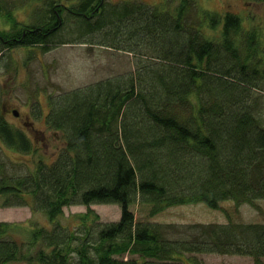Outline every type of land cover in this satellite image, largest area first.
Here are the masks:
<instances>
[{
	"label": "trees",
	"instance_id": "obj_1",
	"mask_svg": "<svg viewBox=\"0 0 264 264\" xmlns=\"http://www.w3.org/2000/svg\"><path fill=\"white\" fill-rule=\"evenodd\" d=\"M35 1L29 20L20 22L17 0H0V23L11 28L0 27V57L21 47L47 52L84 43L132 54L139 67L133 76L51 102L47 125L62 131L66 146L51 162L26 163L28 173L0 177V201L31 205L53 226L0 221V264H187L185 255L194 253L263 264L264 222L237 221L239 206L264 200L263 106L256 95L264 68L260 57L252 62L256 48L239 41H255V32L243 33L233 12L218 32L221 17L201 13L194 0ZM202 16L215 40L205 37ZM15 132L0 127V139L32 153L27 133ZM230 202L234 211L225 206ZM92 204L120 205V219L101 222ZM75 205L88 211L76 215L72 229L59 219Z\"/></svg>",
	"mask_w": 264,
	"mask_h": 264
},
{
	"label": "rangeland",
	"instance_id": "obj_2",
	"mask_svg": "<svg viewBox=\"0 0 264 264\" xmlns=\"http://www.w3.org/2000/svg\"><path fill=\"white\" fill-rule=\"evenodd\" d=\"M8 1L14 2L15 0ZM108 1L114 3L128 0ZM142 1L152 6H167L168 4L177 6L179 3V0ZM194 1L197 2L201 13L207 11L208 14L216 13L221 17L222 21L217 29L218 32L223 27V17L226 12L237 14L242 20L243 33L253 31L256 34L255 41H248L243 37L239 41L244 42L252 49L256 48L257 52L253 57L251 56L252 62L256 63L260 57L258 66L264 68V2L257 3L248 0ZM35 2L32 0L24 3V0H17L13 6L15 18L20 22H27L29 18L26 15L31 11ZM202 19L205 37L209 40H215L212 36L218 33L211 31L206 16H202ZM9 24L10 22L5 23L3 21L0 23V27L11 29ZM221 36L220 33V37H216L215 42H220ZM244 43H242L243 47L245 46ZM138 67L137 58L134 55L96 44H56L47 52L42 51L40 47L29 49L21 47L10 52L5 59L2 55L0 57V108H2L3 102L8 103L10 108L22 114V119H29L33 122L34 127L37 128V133H27L33 145V152L29 154L10 150L0 139V177L3 175L19 176L28 173L29 165L33 168L35 163L41 159L46 162L53 161L66 146L62 131L51 129L47 125L46 117L51 110V102L57 101L58 97L67 92L85 88L101 80L133 76L137 73ZM259 85L262 89L260 92H256V95L263 106L262 119L264 120V80L259 82ZM39 109L41 112H38ZM6 119L13 126L20 124V119L12 114H7ZM24 129L28 130V127L24 126ZM1 203L2 200L0 201V221L26 224L28 228L35 222L46 228L53 226L45 213L34 210L31 205L2 207ZM255 204L239 206L237 221L242 223L264 222V200H257ZM225 206L230 207L232 211L236 207L233 202L225 204ZM90 208L100 216L103 223L116 222L120 219L121 207L118 204H92ZM131 210L135 212L137 205L133 204ZM87 211L88 207L85 205L65 207L64 215L59 220L62 224L73 229L80 223L76 215ZM214 212L210 210L209 216L217 217ZM157 221L164 223V218H159ZM185 222L187 223L177 220L178 224L191 223L190 220ZM22 235L27 237L24 233L19 236L22 238ZM132 257L135 258L136 256ZM184 258L190 259V262L186 261L187 264H197L191 260L204 264H254L253 259L245 255L194 253L186 254ZM122 259H130V255H125ZM262 261L264 264V258Z\"/></svg>",
	"mask_w": 264,
	"mask_h": 264
},
{
	"label": "flooded vegetation",
	"instance_id": "obj_3",
	"mask_svg": "<svg viewBox=\"0 0 264 264\" xmlns=\"http://www.w3.org/2000/svg\"><path fill=\"white\" fill-rule=\"evenodd\" d=\"M14 110L10 108L8 103L2 104V108H0V127L7 131V128L10 130L16 131L15 133H37V128L34 127V124L31 120L22 119V114L19 112L18 115L14 114ZM7 114L14 115L17 119H20V124L13 126L7 119ZM28 118V117H27ZM30 125V126H29ZM24 126L28 127V130L24 129Z\"/></svg>",
	"mask_w": 264,
	"mask_h": 264
},
{
	"label": "water",
	"instance_id": "obj_4",
	"mask_svg": "<svg viewBox=\"0 0 264 264\" xmlns=\"http://www.w3.org/2000/svg\"><path fill=\"white\" fill-rule=\"evenodd\" d=\"M14 114H15V115H18L19 112H18L17 110H14Z\"/></svg>",
	"mask_w": 264,
	"mask_h": 264
}]
</instances>
